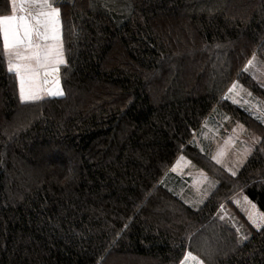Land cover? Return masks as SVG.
<instances>
[{
	"label": "trees",
	"instance_id": "trees-1",
	"mask_svg": "<svg viewBox=\"0 0 264 264\" xmlns=\"http://www.w3.org/2000/svg\"><path fill=\"white\" fill-rule=\"evenodd\" d=\"M56 1L61 95L21 100L0 41V264H180L200 234L209 264H264V225L217 220L238 190L264 212V125L226 97L264 100V0ZM219 112L260 135L236 175L193 144ZM188 151L223 174L199 207L165 183Z\"/></svg>",
	"mask_w": 264,
	"mask_h": 264
},
{
	"label": "rangeland",
	"instance_id": "rangeland-1",
	"mask_svg": "<svg viewBox=\"0 0 264 264\" xmlns=\"http://www.w3.org/2000/svg\"><path fill=\"white\" fill-rule=\"evenodd\" d=\"M4 1V5L2 4V6L4 8V6L7 5L5 8L10 13L12 8L10 6L9 0ZM26 2H28V0H26ZM16 8L18 12H16V14L21 13L19 12V3L16 4ZM60 70L61 69H59L56 78L59 82ZM247 70L256 79L260 80L262 86L264 87V61H262L259 57H255V59L253 60V64L251 66H248ZM52 81H50L48 85L45 84V86H43L44 91L41 92L42 94H39L40 98L47 97L46 95H50L54 91V89H56V87H50L51 84H56L57 86L61 84H57ZM237 82L238 86L233 91L229 92L228 88V94L226 95V97L240 104L241 106L249 110L252 114L256 115L259 119H261L264 125V100L253 94L240 81ZM240 141H242V143H245L243 148L244 152L248 151V155L245 156L242 162L244 165L259 143L260 135L252 131L251 129L245 128L244 125L234 120L229 114L219 112L217 114H214L209 119V121L205 123L202 129L197 134H195L193 144L204 154V157H200V165L208 164L209 160H211L216 164L217 167H220L228 172L224 165L217 163V156L225 153L228 154L227 159H229V157L231 156L230 152L222 150V148H226L228 145H232ZM192 154L193 153L191 151H188L186 153H181L178 156L176 161L170 167L173 168L171 170H173L174 175H170V177L167 179L168 183H166L167 181L165 183L166 185L169 184L170 188L175 193L180 195L186 203H192L194 207H199L215 191L217 186L220 184V181L222 179L221 175L223 176V174L214 167H211V169H209L210 172L213 173V175L208 171L205 172L202 166L198 164L197 160H195L194 158L192 159ZM213 157H216V159H213ZM227 159H224V161H229L230 167H233L234 164L238 161ZM207 174L210 175V179H207ZM172 183L176 185L175 188H173L174 185L172 186ZM243 199L246 200V198H244V193H242L240 190L236 191L231 195L229 199L230 201H225L229 203H225L220 206L217 216V220H220V222L225 221L227 223H231L234 227V230L240 231L241 237H244L246 235V223H251L246 215H244V213L234 205L235 201L236 203H239L241 204V206H243V210H245L248 217L252 215V217L256 220H261L264 218V215L260 217L253 207L246 206V204H244L246 201H243ZM259 225L263 226V223ZM203 236L204 235L201 234L199 237L196 236V238L191 243L192 245L190 246V250L188 251H191L195 256L199 257V259L203 261V264H209L210 261H212V259L218 254L216 251L213 252L212 250V247L215 245L216 240L213 237L205 238ZM219 250L220 249H218V251ZM188 264H193V262L189 260Z\"/></svg>",
	"mask_w": 264,
	"mask_h": 264
},
{
	"label": "snow or ice",
	"instance_id": "snow-or-ice-1",
	"mask_svg": "<svg viewBox=\"0 0 264 264\" xmlns=\"http://www.w3.org/2000/svg\"><path fill=\"white\" fill-rule=\"evenodd\" d=\"M25 2L26 0H9L12 14L0 15V41L3 55L7 58L8 70L14 71L19 80L21 100L35 101L40 99L39 94L44 91L43 85L50 83L49 76L56 77L59 66L66 63L57 27L61 9L54 7V0H31L39 8L33 16L25 9ZM17 3L20 4L19 12L23 13L21 15L16 14ZM254 59L255 56L249 59L246 67L251 66ZM52 82L59 83L58 79ZM237 86L238 82L234 81L229 92ZM249 218L257 227L260 226L251 215ZM189 260L193 264H203L191 251L185 253L180 264H188Z\"/></svg>",
	"mask_w": 264,
	"mask_h": 264
},
{
	"label": "crops",
	"instance_id": "crops-1",
	"mask_svg": "<svg viewBox=\"0 0 264 264\" xmlns=\"http://www.w3.org/2000/svg\"><path fill=\"white\" fill-rule=\"evenodd\" d=\"M54 7H57V8H59V6L57 5V1L56 0H54ZM12 8V7H11ZM25 9L28 11V12H30V13H32V15L33 16H35V13L36 12H38L39 11V8H37L36 6H35V4L34 3H32L31 2V0H28V2H25ZM18 13V12H17ZM7 14H12V9H11V11H10V13H9V11L7 10V11H5L4 13H2V14H0V15H7ZM21 14H23V13H19V14H17V15H21ZM34 22V21H33ZM57 27H58V29H59V35H60V38H61V44H62V51H63V53H64V59H65V61L67 62V55H66V49H65V44H64V40H63V35H62V21H61V17H60V15H59V18H58V24H57ZM7 64H8V62H7ZM66 63H64V64H62V65H60L59 66V69H61V67L63 66V65H65ZM12 72H14V71H12ZM15 73V72H14ZM16 75V74H15ZM17 77V76H16ZM57 78V76L56 77H52V76H49V81H52L53 79L55 80ZM18 79V78H17ZM53 80V81H54ZM60 83V82H59ZM49 84V83H48ZM47 84V85H48ZM18 85H19V80H18ZM43 86H45V85H43ZM50 87H56V89H54V91L50 94V95H61V94H55V93H57V92H62L63 93V88H62V86H61V84H59L58 86L56 85V84H51L50 85ZM19 94H20V88H19ZM42 94V93H41ZM50 95H46V96H50ZM21 98V97H20ZM244 144L245 143H242V141H240V142H237V143H235V144H230V145H228L226 148H222V150H226L227 152L229 151L230 152V154H231V156L229 157V159H227V156H228V154H221V155H218L217 156V158L219 159H217V163H219V164H221V165H224V167L226 168V170L230 173V174H232L233 175V172L235 173V175L239 172V170L241 169V167H242V165H243V160H244V158H245V156H247L248 155V151H246V152H244V150H243V148H244ZM199 147V146H198ZM224 159H227V160H233V161H236V160H238L237 161V163H235L234 164V166L233 167H230V162L229 161H224ZM225 162V163H224ZM171 169H173V168H170V170L168 171V174H167V179L170 177V175H174L173 174V170H171ZM175 169V168H174ZM229 169H231V172H230V170ZM205 172H207L205 169H203ZM236 170V171H235ZM175 173H177V172H175ZM208 175V174H207ZM167 179H166V181H167ZM207 179H210V175H208V177H207ZM166 183H168V181L166 182ZM168 185V187L170 188V185L169 184H167ZM174 185V187L173 188H175V184H173L172 183V186ZM171 189V188H170ZM242 193H244V198H246V200L245 199H243V201H246L244 204H246V206H250V207H253L255 210H256V212L258 213V215L261 217L262 215H264V212L258 207V205L256 204V202H254L253 200H251L250 199V197H248V195L245 193V191L244 190H240ZM242 201V202H243ZM189 205H191V206H193L194 207V205L192 204V203H188ZM234 205L239 209V210H241L243 213H244V215H246V217L248 218V220L250 221V223L254 226V227H256V228H259V227H257L256 226V224H253L252 223V221H251V219L248 217V215H247V213L245 212V210H243V206H241V204H239V203H236V201H235V203H234ZM257 207H256V206ZM245 206V205H244ZM218 213H219V211H218ZM252 216V215H251ZM264 217V216H263ZM257 222H259V224H262L263 223V225H264V218L263 219H261V220H257ZM261 227V226H260Z\"/></svg>",
	"mask_w": 264,
	"mask_h": 264
}]
</instances>
